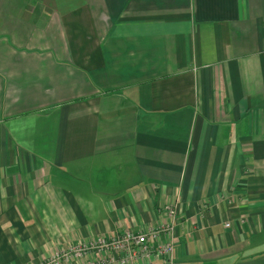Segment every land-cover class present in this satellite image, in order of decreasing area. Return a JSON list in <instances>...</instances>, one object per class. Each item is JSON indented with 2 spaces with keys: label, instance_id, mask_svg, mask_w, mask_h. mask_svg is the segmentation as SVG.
<instances>
[{
  "label": "crops",
  "instance_id": "1",
  "mask_svg": "<svg viewBox=\"0 0 264 264\" xmlns=\"http://www.w3.org/2000/svg\"><path fill=\"white\" fill-rule=\"evenodd\" d=\"M167 223L264 264V0H0V264Z\"/></svg>",
  "mask_w": 264,
  "mask_h": 264
},
{
  "label": "built area",
  "instance_id": "2",
  "mask_svg": "<svg viewBox=\"0 0 264 264\" xmlns=\"http://www.w3.org/2000/svg\"><path fill=\"white\" fill-rule=\"evenodd\" d=\"M166 217L171 221L176 219L177 206L165 208ZM173 223L160 224L140 233L127 232L114 238H97L87 242H78L60 249L42 264H65L73 260L92 258L87 264H138L141 260L149 259L152 254L167 261H173L175 244L171 241L156 246L165 234L173 232ZM231 228V223L224 226Z\"/></svg>",
  "mask_w": 264,
  "mask_h": 264
}]
</instances>
